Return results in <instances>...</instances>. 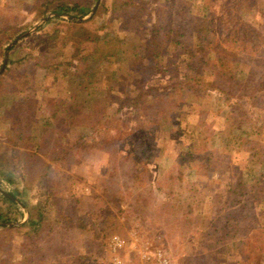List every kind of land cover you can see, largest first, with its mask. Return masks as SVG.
<instances>
[{"label": "rangeland", "instance_id": "374dc122", "mask_svg": "<svg viewBox=\"0 0 264 264\" xmlns=\"http://www.w3.org/2000/svg\"><path fill=\"white\" fill-rule=\"evenodd\" d=\"M35 1L0 0V26L33 22L26 32L8 42L5 52L17 39L29 34L23 44L29 45L28 51L35 55L48 53L45 48L39 50L43 37L69 51V46L64 47L61 42L62 37H66L67 26L63 23L44 24L49 17H54V13L37 16V11L32 10ZM101 1L96 0L92 10L82 18L87 21L82 24L87 37H93L92 26L100 24L101 19L110 21L112 18V7L107 12L99 6ZM146 1L156 7L154 17L160 11L161 20L167 27L183 28L185 38L191 42L195 39L198 24L206 15L216 20L214 24H221V27H214L217 37H221L224 45H233L232 49L229 48L230 52L239 50L236 53L239 59L234 60L232 67L236 75L232 85L235 93L244 88L251 70L256 82H259L260 76L264 77V0ZM106 3L114 5L113 0ZM98 8L97 15L89 20ZM179 11H182L181 14L177 13ZM64 17L68 18L67 15ZM146 19L144 16V28L120 22L115 25L116 32L130 36L125 41L130 50L112 57L107 66L96 74L97 80L92 82L89 103L106 105L107 112L115 114L99 128V137H109L115 133L116 127L127 131L126 138L129 140L142 136L143 130L134 128L137 124L144 127L143 120L137 122L132 107L124 105L119 112L116 111L125 98V91L119 87L108 90L106 76H118L120 72L125 74L127 54L144 37V34L135 37L133 33L148 30L151 20ZM55 26L61 29L60 32L54 30ZM57 34H60V39ZM213 46V42L207 45L208 54L214 53ZM18 48L12 53V59L26 52L22 46ZM170 50L169 53L172 52ZM244 54L246 58H242ZM164 57L160 60L162 66L166 55ZM5 60L6 65V55L1 67ZM35 62V58L9 62V69L0 86V159L4 161H10L13 150L17 148L33 150L31 147L36 144L37 138L30 134L39 135L45 129L54 132V122L48 117L44 105L45 97L56 96L58 88L75 86L63 79L56 86L51 85V75L40 66L35 67ZM184 63H187V58ZM192 69L200 72L206 81L214 78L211 71L204 70L198 63L193 62ZM159 80L163 79H156L153 83L158 84ZM123 82L124 89L132 91L131 83ZM33 87L45 90L41 99L43 105L27 123L19 118L12 105L31 96ZM177 92L173 100L170 98L164 104L159 95H146L148 103L157 107L163 104L164 111L153 119V129L147 135V144L152 147L150 153L145 152L141 144L137 147L139 163H142L140 167L144 172L141 170L135 178L131 175L133 162L127 158L128 147L123 139L111 148L106 146L113 153L117 152L114 157H110V152L105 149L107 144L90 143L85 148H75L69 159L62 163L52 162L59 185L73 182L87 193L94 191L102 194L108 209L100 217L96 214L89 217L85 228L75 226L67 233H54L56 238L52 242L58 249L65 248L62 255L64 253L67 261L52 257L39 262L38 257V264H67L74 255L81 253L89 264H264V196L255 192L264 184V91L258 93L254 103H241L237 98L224 96L217 90L189 95L187 90H183L182 94ZM176 111L180 112L176 114ZM78 114L79 111L74 110L73 124L67 128L70 135L86 130ZM118 116L120 119H117ZM66 146H69L68 143ZM25 167L14 164L8 171L4 169L0 172V192H11L24 213L20 222H10L9 225L17 226L25 222L39 197L38 183L28 176ZM151 187L153 191L150 192ZM139 195L147 202L150 199L145 210H137L136 198ZM70 202H64L66 211L80 217L81 210L75 211ZM109 218L122 223V232L109 236L105 234V244H99V240L96 243L90 241L95 228L92 223L100 220L106 225ZM225 222L229 224L224 226ZM23 233V228L6 229L0 226V264H31L18 263L21 262L19 257H22L19 246ZM43 237L47 239V236ZM44 238L40 240L43 246L46 245ZM46 250L48 253L53 251L50 247ZM1 260H6V263Z\"/></svg>", "mask_w": 264, "mask_h": 264}, {"label": "trees", "instance_id": "16d2710c", "mask_svg": "<svg viewBox=\"0 0 264 264\" xmlns=\"http://www.w3.org/2000/svg\"><path fill=\"white\" fill-rule=\"evenodd\" d=\"M106 1L102 0L99 6L104 7L107 12L112 7V18L110 21L101 19L100 24L92 26L95 33L93 37L85 35L82 24L87 21L82 18L92 10L96 0L90 2L82 0H36L34 2L32 10L37 11V16L43 17L48 12L54 13V17H49L44 24L63 23L67 26L66 37H62L61 42L64 47L69 46V49H67L69 51H64L63 48L56 46L58 43L51 44L47 37H43L40 40L39 50L42 51L45 48L48 53L35 55L31 50L28 51L29 45L23 44L24 39L29 34L17 39L5 52L8 42L17 35L26 32L33 25V22L11 23L8 26H0V67L5 55L8 56V62L0 72V86L2 85L4 74L9 69V62H22L31 60V58L36 60L35 67L40 66L45 70L46 74L51 75V85L56 86V83L62 79L75 84L71 88L62 87L56 89V96L54 97H45L46 103L44 105L47 108L48 117L54 122V132L50 129H45L39 135L30 134L34 139L37 138L36 144L31 147L33 150L17 148L16 151L13 150L10 161L9 159H7L8 161L0 159V172L4 171V169L8 171L14 164H22L26 166L28 176H31L40 188L39 197L33 204L28 219L17 226L9 225V223L20 222L24 217V213L17 205L18 201L11 195V192H0V201L3 203L0 206V226L2 225L6 229H24L23 239L19 246V254L22 257H19L18 261L21 260V262L18 263L38 264V261L52 257L54 260L61 258V260L67 261L64 253L62 255V252H65V248L58 249V247L54 246L56 245L53 243L56 238L54 233H67L75 226L85 228L87 227L85 221L89 217L91 218L94 214L100 217L108 209V203L102 194L94 193V191L87 193L83 187L79 188L73 182H69V185H59L55 177V171L51 167L52 162L58 161L62 163L69 159L75 148L82 149L90 143L107 144L105 149L110 152V157H114L117 152L114 151L115 153H113L108 147L110 146L111 148L112 145L123 139L128 147L127 158L133 162L131 164L133 166L131 175L133 176L132 178H135L142 170L137 147L141 144L143 150L150 153L152 147L147 144L146 138L150 130L153 129V119L155 120L161 115V112L164 111L163 104L174 97L175 91H179L177 93L182 94L183 90H187V95H189L196 92L217 90L224 96L237 98V101L239 100L241 103H254L259 96L258 93L264 91V77L260 76L259 82H256L253 70H251L246 80L247 86L244 84V88L238 94L234 92L232 85L236 75L232 71V67L234 60L239 59L237 57L239 50L230 52L229 48L232 49L233 45L230 47L221 42V37L218 38L217 31L216 29L214 30V27L216 28L221 24H214L216 20L210 15H206L198 24L195 39L191 42L185 38L183 28L167 27V24L161 20L160 11L154 17L153 14L154 11L156 12V7L149 4L146 0H113V6L110 5L113 3L107 4ZM98 10L99 8L91 14L89 20L94 19ZM181 12L177 13L181 14ZM65 15L68 18H65ZM144 16L147 17V21L151 20V25L148 30L145 29L144 33H139L138 30L134 31L133 35L135 37L140 34H144V37H141L140 41L133 47L134 49L127 54V61L124 64L125 74L120 72L118 76H111L112 74L106 76L108 80L106 88L108 90L119 87L125 91V98L116 111L119 112L124 105L132 107L137 122L139 123L143 120L144 127L137 124V127L134 128V130H143L142 136H136L137 138H134V140H129L126 138L128 135L126 134L127 131L122 130L121 127H116L114 129L115 133L110 134L109 137H99V128L103 127L109 118L115 117V114H109L106 105L101 106L89 103L92 99V82L97 80L98 76L96 74L107 66L112 57L118 56L120 52H127L129 48L128 43L125 41L130 36L126 33L116 32L115 25L120 22L132 25L131 27L137 25L140 28H144ZM54 28V30L59 32L61 30L57 26ZM56 37L60 39V34H57ZM242 39L240 40L243 44L244 41ZM231 40L233 42L236 41ZM210 42L214 43L213 54L206 52L207 45ZM21 46L26 52L12 59V53L18 51L20 49L18 47ZM124 46H127V48ZM170 49H172L171 53H169ZM165 55V64L162 66L160 60L164 59ZM181 56L183 57L181 58ZM246 56L244 54L242 58H246ZM186 58L187 63L185 64ZM178 59L180 60L179 62H177ZM115 60L119 62L116 58ZM193 62L201 65L204 70L211 71L214 78L206 81V78L202 77L200 72L192 69ZM156 79L163 80H159L158 84H154L153 81ZM123 80H126V83H131L130 89L132 91L128 92L125 90L126 88L124 89L125 81L123 82ZM164 82L167 83L165 84ZM249 87L252 89H248ZM32 90L31 96H28L25 100L13 102L12 105L19 118L27 123L32 121V114L42 107L43 102L41 99L44 98L43 94L45 93L44 89L37 87H33ZM39 91L41 92L40 97ZM148 94L159 95L164 99L163 104L157 107L148 103L146 101V95ZM74 110L79 111L78 115L80 120L85 123L86 130H80L79 133L70 135L67 128L73 124ZM140 111L143 113H140ZM178 112L180 111H176V114ZM117 119H120V117L118 116ZM89 137L90 140L86 141V138ZM142 137H144L143 141H140ZM138 138L139 140L136 141L135 139ZM67 143L68 147L66 146ZM45 155L46 157L42 158ZM143 169L145 170V168ZM142 172L144 171L142 170ZM262 185L263 187L255 190V192L264 196V184L262 183ZM149 191H153V188H149ZM136 199L138 211L145 210L150 203V199L147 202V199L140 197V195ZM69 200L71 201V206H75L73 207L75 211L81 210L79 212L81 213L80 217L75 216V213L70 214L66 211L67 207L64 202L69 203ZM107 222L106 225H103L100 220L92 223V227L95 228L94 235L90 241L96 243L99 240V244H105V234L109 236L114 232H122L123 225L120 221L109 218ZM228 224V222H225L224 226ZM44 235L47 236L46 240L43 237ZM41 238H44L46 245L43 246L42 241H40ZM49 247L53 250L50 251L51 253L46 250ZM1 261L5 262L6 260ZM67 264L89 263L81 253L77 256L74 255Z\"/></svg>", "mask_w": 264, "mask_h": 264}, {"label": "water", "instance_id": "95a60500", "mask_svg": "<svg viewBox=\"0 0 264 264\" xmlns=\"http://www.w3.org/2000/svg\"><path fill=\"white\" fill-rule=\"evenodd\" d=\"M99 1V0H98ZM98 4V3H97ZM95 9V8H94ZM5 62H6V60L4 61V63H3V65H2V67H1V69H0V72L3 70V68H4V66H5ZM6 193V192H5Z\"/></svg>", "mask_w": 264, "mask_h": 264}]
</instances>
